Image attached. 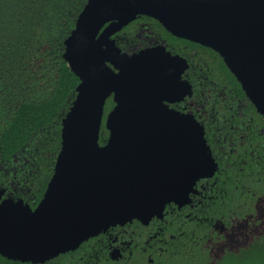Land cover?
I'll list each match as a JSON object with an SVG mask.
<instances>
[{
  "label": "water",
  "instance_id": "water-1",
  "mask_svg": "<svg viewBox=\"0 0 264 264\" xmlns=\"http://www.w3.org/2000/svg\"><path fill=\"white\" fill-rule=\"evenodd\" d=\"M138 15L217 51L264 115V0H87L65 39L80 82L53 174L35 207L0 188L2 256L43 263L110 226L146 224L213 173L203 128L163 104L177 84L178 57L161 47L127 52L111 37ZM110 95L115 105L104 119Z\"/></svg>",
  "mask_w": 264,
  "mask_h": 264
},
{
  "label": "flooded vegetation",
  "instance_id": "flooded-vegetation-1",
  "mask_svg": "<svg viewBox=\"0 0 264 264\" xmlns=\"http://www.w3.org/2000/svg\"><path fill=\"white\" fill-rule=\"evenodd\" d=\"M111 37L127 52L161 47L178 57L177 84L163 104L179 114L191 115L199 123L215 167L212 174L196 180L181 203L168 202L161 216H153L146 224L133 220L110 226L89 238L94 243L85 247L88 260L94 258L100 264H154L166 253H187L190 247L206 241L212 246L215 233L223 229L243 227L250 234L259 224L264 226V115L221 55L170 33L148 15H138ZM109 98L112 101L104 109V119L115 105L113 95L106 102ZM29 164L30 159L22 155L0 169L26 174ZM27 179L21 177L11 182L9 189L0 188H5V195L20 198L31 190ZM39 200L33 195L30 205L35 207ZM235 215L244 219L232 227ZM100 251L102 257H98Z\"/></svg>",
  "mask_w": 264,
  "mask_h": 264
},
{
  "label": "trees",
  "instance_id": "trees-1",
  "mask_svg": "<svg viewBox=\"0 0 264 264\" xmlns=\"http://www.w3.org/2000/svg\"><path fill=\"white\" fill-rule=\"evenodd\" d=\"M86 2L0 0V166L17 156L30 159L26 174L6 171V166L0 169V185L9 189L11 182L28 177L31 190L19 196L29 203L33 195L42 197L53 174L61 147L62 119L80 82L63 53L65 39ZM107 101L105 111L112 100ZM107 137L103 122L99 142L104 144ZM242 228L223 229L215 233L212 246L206 241L190 247L187 253H166L154 264H264V226L259 224L250 234ZM93 243L89 239L43 263L12 260L0 254V264H100L84 255L85 247ZM102 252L106 255L105 250Z\"/></svg>",
  "mask_w": 264,
  "mask_h": 264
},
{
  "label": "clouds",
  "instance_id": "clouds-1",
  "mask_svg": "<svg viewBox=\"0 0 264 264\" xmlns=\"http://www.w3.org/2000/svg\"><path fill=\"white\" fill-rule=\"evenodd\" d=\"M244 219V217L242 216H239V215H235L233 216L232 220H231V226L232 227H235V226H238V224L240 222H242ZM251 228V225H249V229ZM245 234H248L247 231L245 232ZM238 239H243V236L242 235H238L237 237Z\"/></svg>",
  "mask_w": 264,
  "mask_h": 264
}]
</instances>
